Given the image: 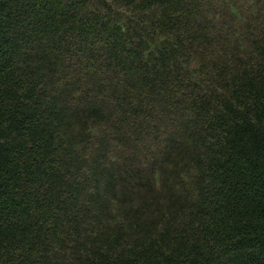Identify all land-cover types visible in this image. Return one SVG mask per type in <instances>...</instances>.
<instances>
[{"label": "trees", "instance_id": "obj_1", "mask_svg": "<svg viewBox=\"0 0 264 264\" xmlns=\"http://www.w3.org/2000/svg\"><path fill=\"white\" fill-rule=\"evenodd\" d=\"M0 264H264V0H0Z\"/></svg>", "mask_w": 264, "mask_h": 264}]
</instances>
